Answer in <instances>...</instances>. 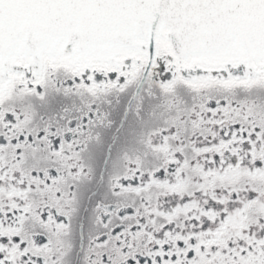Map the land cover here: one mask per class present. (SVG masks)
<instances>
[{
	"label": "snow or ice",
	"instance_id": "obj_1",
	"mask_svg": "<svg viewBox=\"0 0 264 264\" xmlns=\"http://www.w3.org/2000/svg\"><path fill=\"white\" fill-rule=\"evenodd\" d=\"M0 264H264V0H0Z\"/></svg>",
	"mask_w": 264,
	"mask_h": 264
}]
</instances>
